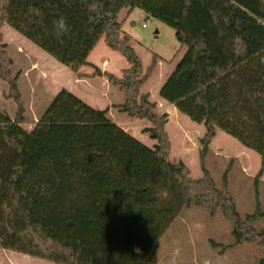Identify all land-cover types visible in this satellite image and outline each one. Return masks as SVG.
I'll return each instance as SVG.
<instances>
[{
	"label": "trees",
	"instance_id": "trees-1",
	"mask_svg": "<svg viewBox=\"0 0 264 264\" xmlns=\"http://www.w3.org/2000/svg\"><path fill=\"white\" fill-rule=\"evenodd\" d=\"M142 11L175 32L185 55L159 97L203 125L201 157L218 131L255 152L264 174V0H0L6 25L70 72L117 87L113 106L152 125L148 148L95 110L60 90L40 121L26 131L24 108L0 33V82L16 105L12 120L0 113V248L52 264H150L170 226L190 209L221 213L232 245L263 252L258 208L242 217L225 186L205 176L194 181L182 162L167 160L164 120L141 88L147 71L122 31L119 14ZM65 17L67 35L54 21ZM129 65L117 78L89 64L100 42ZM84 77V76H83ZM261 181V182H260ZM263 183V182H262Z\"/></svg>",
	"mask_w": 264,
	"mask_h": 264
},
{
	"label": "rangeland",
	"instance_id": "rangeland-1",
	"mask_svg": "<svg viewBox=\"0 0 264 264\" xmlns=\"http://www.w3.org/2000/svg\"><path fill=\"white\" fill-rule=\"evenodd\" d=\"M118 20L122 22V31L132 38L133 48L141 61L143 73L150 66L152 56H157L159 61L161 60V63H157L149 73L141 91L156 105L155 116L164 120V130L169 143L167 160L170 163L182 162L194 181L202 179L206 174L217 189L225 186L242 217L253 214L257 210V204L260 212L264 214V174L260 179L263 183L255 182L261 167L259 156L218 131L202 158L199 140L205 134L204 126L193 123L178 113L173 105L159 97V91L186 52L177 42L175 32L137 9L132 12L122 11ZM0 33L13 62L12 76L19 74L17 89L25 112L22 127L26 131H31L40 121L60 90L66 88L70 92V89L74 88L75 80H85L82 81L85 84L76 86L74 91H78V96L86 101L84 103L95 110H104L105 103L108 102L123 103L124 99L117 87L112 86L105 77L99 79L90 77L94 72L92 68L82 69L81 77H78L8 26L4 25ZM90 56L94 67L99 69V66H102V69H106L107 73L117 78H121L123 71L129 69L125 60L108 50L102 41ZM100 80L107 82L108 89L112 88L115 93L105 95ZM6 93V85L0 82V113L8 114L13 120L16 105L4 98ZM112 109L111 116L113 118L115 116L120 128L146 147H154L156 143L146 131L152 128L148 119L131 118ZM197 223L203 225L202 230L195 227ZM255 227L259 231H264V216ZM231 245V228L221 213L210 215L204 210L190 209L166 231L150 264H203L204 260H208L209 264H255L263 256V252L253 245L234 248ZM0 264L52 263L0 248Z\"/></svg>",
	"mask_w": 264,
	"mask_h": 264
},
{
	"label": "crops",
	"instance_id": "crops-1",
	"mask_svg": "<svg viewBox=\"0 0 264 264\" xmlns=\"http://www.w3.org/2000/svg\"><path fill=\"white\" fill-rule=\"evenodd\" d=\"M90 59H91V56L89 57ZM88 58V62H89V64H91V65H93V63L91 62V60ZM94 66V65H93ZM98 67V66H97ZM101 67V68H100ZM103 67L102 66H99V69L101 70V72H108L106 69H102ZM116 73V72H115ZM96 79H99V78H96ZM82 81H85V80H75V83L73 84L74 85V88L73 89H70L71 91V94H73L74 96H76L78 99H81V101H83V102H86L84 99H82V97L81 96H78V91H74L75 90V87L76 86H80V85H84L85 83H82ZM97 81H99V80H97ZM103 84H102V90H103V92L105 93V95H108V94H110V92H113V93H115V91L114 90H112V88H110L109 87V89H108V85L109 84H107V82H103L102 80H100ZM86 83H89V82H86ZM65 90H66V88H65ZM69 92V91H68ZM81 92H83V90L81 91ZM122 102H124V100L122 101ZM121 104H123V103H118V104H113V103H105V105L107 106V108L109 107V109H108V115H107V118L111 121V122H113L114 124H116L117 126H119L120 127V124L117 122V119L115 118V116H114V118L111 116V112L113 111V106H116V105H121ZM106 106H105V109H106ZM117 113V112H116ZM118 114H120V113H118Z\"/></svg>",
	"mask_w": 264,
	"mask_h": 264
},
{
	"label": "clouds",
	"instance_id": "clouds-1",
	"mask_svg": "<svg viewBox=\"0 0 264 264\" xmlns=\"http://www.w3.org/2000/svg\"><path fill=\"white\" fill-rule=\"evenodd\" d=\"M54 25H55V29H56L57 35H67L70 32V30H71L69 24L67 23L66 18L63 17V16H61L57 20H55L54 21ZM195 227L197 229H200V230L203 229V225L200 224V223H197L195 225ZM178 253H179V249L176 250V254H178ZM203 264H209V261L208 260H204Z\"/></svg>",
	"mask_w": 264,
	"mask_h": 264
},
{
	"label": "built area",
	"instance_id": "built-area-1",
	"mask_svg": "<svg viewBox=\"0 0 264 264\" xmlns=\"http://www.w3.org/2000/svg\"><path fill=\"white\" fill-rule=\"evenodd\" d=\"M143 27H145V26H143Z\"/></svg>",
	"mask_w": 264,
	"mask_h": 264
}]
</instances>
